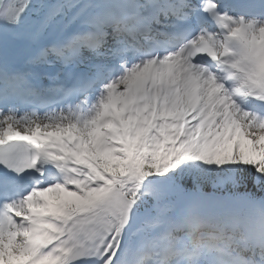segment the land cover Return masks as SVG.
I'll return each instance as SVG.
<instances>
[{"label": "snow or ice", "instance_id": "obj_1", "mask_svg": "<svg viewBox=\"0 0 264 264\" xmlns=\"http://www.w3.org/2000/svg\"><path fill=\"white\" fill-rule=\"evenodd\" d=\"M0 264H264V0H0Z\"/></svg>", "mask_w": 264, "mask_h": 264}]
</instances>
